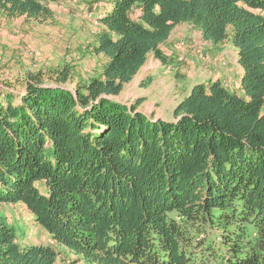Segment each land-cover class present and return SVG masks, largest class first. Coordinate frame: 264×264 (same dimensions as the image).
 <instances>
[{"label":"trees","instance_id":"1","mask_svg":"<svg viewBox=\"0 0 264 264\" xmlns=\"http://www.w3.org/2000/svg\"><path fill=\"white\" fill-rule=\"evenodd\" d=\"M44 1L0 0V15L52 22L64 0ZM99 23V77L70 91L67 69L59 86L37 74L0 93V204L87 264H264V0H111ZM186 23L238 50L243 96L197 84L173 121L111 99ZM0 264L58 253L0 216Z\"/></svg>","mask_w":264,"mask_h":264},{"label":"rangeland","instance_id":"2","mask_svg":"<svg viewBox=\"0 0 264 264\" xmlns=\"http://www.w3.org/2000/svg\"><path fill=\"white\" fill-rule=\"evenodd\" d=\"M49 5L55 14L52 22L25 17L4 20L0 15V93L24 94L30 75L40 74L46 86H59L53 78L68 69L70 77L60 86L70 91L101 75L108 59L93 48L102 29L99 19L110 10L111 0H64ZM132 16L137 19L138 12ZM237 60L238 50L230 41L213 44L192 25L180 24L160 53L150 54L122 93L111 99L129 106L140 101L139 110L145 115L173 121L176 106L197 84L219 81L243 96ZM0 216L18 230L22 245L52 246L58 264H87L51 239L23 205L0 204Z\"/></svg>","mask_w":264,"mask_h":264},{"label":"crops","instance_id":"3","mask_svg":"<svg viewBox=\"0 0 264 264\" xmlns=\"http://www.w3.org/2000/svg\"><path fill=\"white\" fill-rule=\"evenodd\" d=\"M4 20H6L5 18H3ZM238 62V66L240 67V75H239V80H238V87H240V85H241V78H242V68H241V66H240V64H239V59L237 60ZM192 89V88H191ZM191 89H190V91H191ZM190 91L187 93V94H189L190 93ZM62 248V247H61ZM64 249V248H63Z\"/></svg>","mask_w":264,"mask_h":264}]
</instances>
